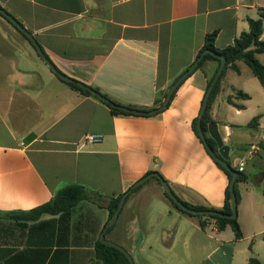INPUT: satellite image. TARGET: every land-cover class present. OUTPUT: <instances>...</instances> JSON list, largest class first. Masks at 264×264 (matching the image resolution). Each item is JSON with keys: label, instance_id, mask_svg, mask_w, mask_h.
<instances>
[{"label": "crops", "instance_id": "1", "mask_svg": "<svg viewBox=\"0 0 264 264\" xmlns=\"http://www.w3.org/2000/svg\"><path fill=\"white\" fill-rule=\"evenodd\" d=\"M0 7L32 34L62 74L121 105L142 108L154 106L194 61L206 35L215 32L214 47L221 50L248 30V19H260L264 39V0H0ZM2 23L0 18V264H95L94 243L108 222V200L149 171L159 173L181 200L222 209L228 178L192 129L215 61L187 77L160 113L115 115L61 82L25 38L4 34ZM255 57L264 64V53ZM241 62L238 72L225 70L209 114L223 143L236 148L241 142L232 141L235 130L257 116L251 139L236 151L242 156L250 144L260 143L250 158L260 165L264 85L250 69L252 78H243ZM237 91L249 98L237 97ZM228 96L243 108L228 103ZM252 101L255 113L237 122ZM87 134L101 141L82 144ZM71 184L102 203L82 200L63 219L25 218L23 212ZM244 193L238 191V208ZM236 219L238 240L229 226L217 230L212 221L202 230L151 178L128 195L105 239L122 247L133 264L264 262L257 251L256 237L264 241L258 208L244 204Z\"/></svg>", "mask_w": 264, "mask_h": 264}, {"label": "trees", "instance_id": "2", "mask_svg": "<svg viewBox=\"0 0 264 264\" xmlns=\"http://www.w3.org/2000/svg\"><path fill=\"white\" fill-rule=\"evenodd\" d=\"M0 9H3V8L0 7ZM4 11H6V10H4ZM7 14H9L12 18H14V16L12 14H10L9 12H7ZM0 17H2L4 20H6L8 23H10L30 43V45L32 47H34L32 45V43L30 42V40L19 29H17L7 18H5L2 14H0ZM16 22L18 24H20V22L18 20H16ZM247 22H248V30L246 32H242L237 38L234 39V41L231 45H228L227 47H225L221 50H218L214 47L215 32L206 35L204 38V44H203L202 49L198 52L194 61L185 69V70H187L190 66H192V64L195 63L193 70L188 75V77H189L194 71H196L198 69L203 70V65L207 60H213L217 63V67L215 69V71H216L218 66H219L220 60L218 58L212 56L209 53H205V54L201 55V52L204 50H209V51L215 52L219 55H222V57H223V61H224L223 70H222L221 74L219 75L213 89L211 90V92L209 94L204 113L201 117V122H200L201 123V129L204 133H206L207 124L212 121L210 114H209L210 109H211V105H212L216 95L219 93L220 80H221L222 76L224 75V72L227 68H230V69L238 72L236 62L242 61L249 67V69L251 70V73L257 78L258 82L262 86L264 85V64H261L260 62H258V60L255 57L256 54L264 53V39L263 40L260 39V35L262 33V22L260 19H256V20L248 19ZM20 26L23 27L21 24H20ZM26 31L28 32V34L32 35L28 30H26ZM52 66L56 69V67L53 64H52ZM215 71H214V73H215ZM213 74L207 78L206 88L208 87V85H209V83L213 77ZM58 79L61 82H63L64 84H66L68 87H70L72 90H75V91H77V92H79L85 96H91L94 99L101 102L102 104L106 105V107H108V109L115 115H118V114L134 115L131 113L123 112L122 110L119 109V106L127 107L130 109H136V110H140V111H153V113L151 115H155V114L160 113V111H157V108L162 104V101L166 95V92L169 89L170 85L172 84L171 83L166 90L159 93L158 97H156V99L154 101V106H152L150 108H142V107H136V106H131V105H121L117 102L110 100V98H108L106 95L99 92V90L97 88L88 86L89 88L93 89L98 94L107 98L110 101V104L105 103V102L101 101L97 96H94L90 92H88L85 89V87L87 85H85L81 82H78L74 79H71L68 81L63 80L59 77H58ZM177 88L172 93L166 108L170 104V101L172 100ZM235 95L237 97H240L243 100L249 98L247 94H244L241 91H237L235 93ZM231 98H232L231 96H228L226 98L228 103L232 104L237 109L243 108L242 105L234 104L232 102ZM257 121H258V117L257 116L253 117L249 121V123L247 124V127L250 129H255L257 127ZM196 122H197V117L192 121V129L194 130L196 136L198 137ZM206 140H207V143L209 144V146L211 148H213L214 150H216L215 142L208 135H206ZM212 160H213V158H212ZM214 163L216 164V166L218 168H220L226 174L228 181H229L231 178L230 173L218 162L214 161ZM227 163L231 166L229 160L227 161ZM150 173H153V172L149 171L142 178H140L139 180H142V181L135 188H133L128 195H130L131 193H133L134 191L139 189L144 183H146L151 178L156 179L158 184H160V179L165 180L159 173H157V176H149ZM245 180H246V175L244 173L238 172V175L235 178V183H234V191L236 194L237 203L239 201L237 184L240 182H244ZM121 195L122 194L117 195L115 198H111L108 200V202L106 204V208L108 210V220L110 219L111 215L115 211L117 203H118ZM128 195L126 196V198L128 197ZM164 196L169 200V202L177 210L181 211L182 213H186L187 215L196 217L198 219L199 226L202 230H205L208 223H210L212 221L217 230H223L226 226H229L233 232L234 239L238 240L242 237V232L240 230V227H239V224H238L236 218L235 219H228V218L220 217V216L194 215L188 211H185V210H182L181 208H179L169 198V196L167 195V193L165 191H164ZM224 196H225L224 205H223L222 209H220V210L215 209V208L205 207L202 205H192L188 202L181 200L177 196H176V198H178L181 201V203L183 205H185L188 209L213 210V211H218V212H221L224 214H230L231 213V207H230V195H229L228 187H226V189H225ZM126 198H125V200H126ZM86 199H92V200L96 201L98 204L102 203V201L99 198L95 197V194L92 191H89L88 189H86L85 187H83L81 185L71 184V185H67V186L61 188L60 190H58L49 202H46V203H44V204H42L36 208H33L27 212H23V214H24L26 219H37L38 217H40L43 214H51V215L61 214V218L63 219V218H66V216L67 217L69 216V210L72 207H74L78 202H80L82 200H86ZM113 225H114V223H112L107 228V230L104 232V236H103L104 239H105V235L113 227ZM94 258H95V264H133L132 259L130 258L129 254L122 247H120L119 245H117L113 242H110L106 239H105V241H100L99 239L95 241V243H94ZM249 263L250 264H264V262H260L259 260L254 259V258H250Z\"/></svg>", "mask_w": 264, "mask_h": 264}, {"label": "water", "instance_id": "3", "mask_svg": "<svg viewBox=\"0 0 264 264\" xmlns=\"http://www.w3.org/2000/svg\"><path fill=\"white\" fill-rule=\"evenodd\" d=\"M0 14H2L5 18H7L17 29H19L32 43V45L34 46L35 51L37 52V54L39 55V57L47 64V66L52 70V72L58 76L59 78L63 79V80H71L72 78H69L66 75H63L60 71L56 70L52 64L50 63L49 59L47 58V56L44 54L42 48L40 47V45L36 42V40L34 39V37L30 34H28V32L26 31V29H24L23 27L20 26V24H18L16 22V20L14 18H12L9 14H7L6 11H4L3 9H0ZM205 53H209L212 56L218 58L220 60L219 66L217 68V70L215 71V73L213 74V77L208 85V87L206 88V91L204 93L202 102H201V106L199 109V113L197 116V133H198V137L201 140L202 144L204 145V147L206 148L207 152L209 153V155L213 158L214 161L218 162L219 164H221L231 175V178L228 182V191H229V195H230V207H231V213L230 214H224L218 211H213V210H194V209H188L185 205H183L181 203V201L176 198V196L173 194L170 186L168 185V183L165 180L160 179V185L163 188V190L167 193V195L169 196V198L182 210L188 211L191 214L194 215H210V216H220V217H225L228 219H235L237 217V199H236V194L234 191V183H235V178L238 175L237 170H235L232 166H230L227 161H228V152H229V147L227 145H225L222 141V138L220 136V133L218 131L217 125L213 122H210L207 124V128H206V133H204L201 129V117L204 113L205 107H206V103L209 97V94L211 92V90L213 89L219 75L221 74L223 67H224V61H223V57L222 55H219L215 52L209 51V50H204L201 52V55L205 54ZM195 66V63L192 64V66H190L187 70H185L182 74H180L170 85L169 89L166 92V95L162 101V104L157 108V111H163L168 102L169 99L172 95V93L174 92V90L180 85L181 82H183L188 75L191 73V71L193 70V67ZM85 89L90 92L92 95L97 96L101 101L110 104V101L101 96L100 94H98L96 91H94L93 89L89 88L88 86L85 87ZM119 109L122 110L123 112H127V113H131L134 115H151L153 113V111H140V110H136V109H130L127 107H123V106H119ZM206 135H208L216 144V150H214L213 148H211L209 146V144L207 143L206 140ZM149 176H157L156 172L150 173ZM142 180H138L137 182H135L134 184H132L124 193H122L115 211L113 212V214L111 215L110 219L108 220V222L104 225L103 229L101 230L100 234H99V240L100 241H105V239L103 238L104 236V232L107 230V228L115 222L119 211L125 201L126 196L131 192V190L133 188H135Z\"/></svg>", "mask_w": 264, "mask_h": 264}, {"label": "rangeland", "instance_id": "4", "mask_svg": "<svg viewBox=\"0 0 264 264\" xmlns=\"http://www.w3.org/2000/svg\"><path fill=\"white\" fill-rule=\"evenodd\" d=\"M0 18H2V17H0ZM2 24L3 25L1 27V29H2L4 34L18 35V36H21L22 38H24L6 20L3 19ZM240 64H242L241 65L242 68H245V70H246L244 72L245 75H243L244 76L243 78H245V77L252 78V75H251L247 65H245L243 62H241ZM227 73L232 74L231 71H227ZM255 82H257V81H255ZM254 111H256V104H255V102L252 101L249 103L248 111L239 115V117L236 118V121L239 123H245L244 121L246 120L247 116L251 113H255ZM249 120H248V122H249ZM262 127L264 128V119L262 120ZM252 131H253L252 129H249L247 127H238V129L235 130V132H234V135L232 137V141L235 140V141L241 142L240 144L236 145L237 147L241 148V146L243 145V142H247L251 139L252 133H253ZM263 132H264V129H263ZM241 134H244V135L242 136ZM239 148H236L235 146L231 145V143H229V154H228L229 155V162L233 168L236 165V162H235L236 158L241 154V152L236 151ZM263 156H264V154L262 153V157ZM250 161H251V159H249L246 162L245 174L247 176H250V175H255V176L252 177V180H249L247 183H239L237 185V190L241 193L242 192L244 193L246 191V189L248 190V192H249L248 195L244 193V204L246 205L247 208H249L250 205H255L259 210L260 216L264 219V165H263L264 162H262L260 165H255V164L251 163ZM244 204L241 205L239 208L237 207V210H240V212H241ZM260 238H261V236L256 237V241L258 242L257 246L259 248V249H257V251H258V253L264 255V241L261 242ZM248 243H249V241L245 240L243 242V245L248 244Z\"/></svg>", "mask_w": 264, "mask_h": 264}, {"label": "built area", "instance_id": "5", "mask_svg": "<svg viewBox=\"0 0 264 264\" xmlns=\"http://www.w3.org/2000/svg\"><path fill=\"white\" fill-rule=\"evenodd\" d=\"M249 2H254V0H248ZM260 12L264 13V8L260 9ZM101 141V136L99 135H94V134H87L82 138V144H96L99 143ZM259 144L260 143H253L250 144V146L248 147V149L245 151V153L236 158L235 162L236 165L234 167L235 170H237V172H244V168L246 165V162L259 150Z\"/></svg>", "mask_w": 264, "mask_h": 264}]
</instances>
